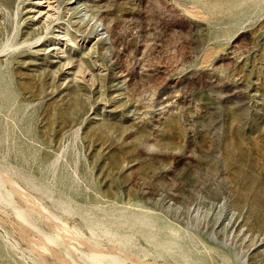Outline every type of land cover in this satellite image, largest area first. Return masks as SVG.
Here are the masks:
<instances>
[{
  "label": "rangeland",
  "instance_id": "obj_1",
  "mask_svg": "<svg viewBox=\"0 0 264 264\" xmlns=\"http://www.w3.org/2000/svg\"><path fill=\"white\" fill-rule=\"evenodd\" d=\"M37 1L0 0V264H62L47 211L78 264H264V0Z\"/></svg>",
  "mask_w": 264,
  "mask_h": 264
},
{
  "label": "bare ground",
  "instance_id": "obj_2",
  "mask_svg": "<svg viewBox=\"0 0 264 264\" xmlns=\"http://www.w3.org/2000/svg\"><path fill=\"white\" fill-rule=\"evenodd\" d=\"M60 0H39L36 2V4L38 5H43V2H47V5L49 6V9H53L55 5H51L52 3L55 2H59ZM67 10L71 11L72 14H75L77 12H82V17L83 18H87L89 15V10L87 9V7L84 5V0H68L67 2ZM58 10L57 12H59V7L57 6ZM56 8V9H57ZM54 10V9H53ZM45 13V12H44ZM47 16H52L47 14ZM57 31V30H56ZM61 32H57V35H59L60 39L63 40H67L70 41L72 40L70 36H64L66 34L69 35L68 32L60 35ZM44 37V36H43ZM40 38H42V36H40ZM72 44V43H69ZM10 182H11V187L13 190H15V192H18V194H20L21 196H26L31 198L32 201H35V199L33 198V196H31L29 193H27L26 191L22 190L21 188L18 187V185L16 184V182L14 180H12L11 178H7ZM9 182V183H10ZM10 187V189H11ZM32 203V202H31ZM40 207V209L42 211L46 210L44 208V206H42L39 202L37 203ZM30 205V204H29ZM29 207V206H28ZM23 210V209H22ZM21 210V211H22ZM19 213V212H18ZM17 213V214H18ZM45 214H47V217L51 218L54 222L55 225L54 227L56 228V235H54V237H50L48 235H46L44 232V237H41L40 239H36L33 243V248L42 250V251H47V252H51L53 254H55L60 262L62 264H78L76 261H74L72 259L71 256H67V257H62L59 252L56 250L55 247H57V244L62 241V240H70V239H77L80 240L81 242H83L82 237H80L78 234L73 233L74 230H70L69 226L66 223H61L57 220V216L53 215L50 212H46ZM44 214V215H45ZM19 216V215H18ZM20 217V216H19ZM45 217V216H44ZM65 217V216H64ZM47 219V218H46ZM23 220L27 222V219L23 217ZM24 223V222H23ZM28 223V222H27ZM34 225V224H32ZM52 225V224H51ZM35 226V225H34ZM53 227V226H52ZM77 228V227H75ZM64 243V242H63ZM98 242L95 243H90V244H84L86 247H88V249L90 250L87 254V259H89L90 263L92 264H112L113 262H117V264H129L127 263L125 260H121L118 258V256H111V260L108 261H104L103 257L108 254L107 252L103 251L102 249L99 248V246L97 245ZM59 248V247H58ZM42 253V252H40ZM66 253V252H65ZM85 253V252H84ZM43 258H45L46 260V256L41 255ZM84 256V255H83ZM74 258H76L74 256ZM84 264V263H83ZM86 264V263H85Z\"/></svg>",
  "mask_w": 264,
  "mask_h": 264
}]
</instances>
